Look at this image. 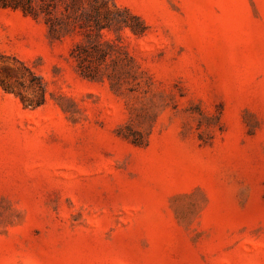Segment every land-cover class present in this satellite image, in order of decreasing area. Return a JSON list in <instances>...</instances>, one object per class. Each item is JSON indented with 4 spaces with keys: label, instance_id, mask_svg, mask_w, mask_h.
Here are the masks:
<instances>
[{
    "label": "rangeland",
    "instance_id": "rangeland-1",
    "mask_svg": "<svg viewBox=\"0 0 264 264\" xmlns=\"http://www.w3.org/2000/svg\"><path fill=\"white\" fill-rule=\"evenodd\" d=\"M112 1L97 80L0 5V264H264V0Z\"/></svg>",
    "mask_w": 264,
    "mask_h": 264
},
{
    "label": "trees",
    "instance_id": "trees-1",
    "mask_svg": "<svg viewBox=\"0 0 264 264\" xmlns=\"http://www.w3.org/2000/svg\"><path fill=\"white\" fill-rule=\"evenodd\" d=\"M0 5L42 19L51 39L80 36L81 40L71 49V57L78 72L93 80L112 79L122 61V46L105 37V33H119L127 28L140 36L146 29L138 16L112 0H0Z\"/></svg>",
    "mask_w": 264,
    "mask_h": 264
}]
</instances>
